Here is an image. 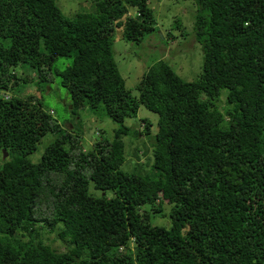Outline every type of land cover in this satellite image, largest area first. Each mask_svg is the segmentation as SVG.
<instances>
[{"label":"trees","instance_id":"16d2710c","mask_svg":"<svg viewBox=\"0 0 264 264\" xmlns=\"http://www.w3.org/2000/svg\"><path fill=\"white\" fill-rule=\"evenodd\" d=\"M193 2L199 78L184 81L159 60L136 98L113 33L139 44L157 32L148 0H95L74 20L55 0H0V264H264V0ZM70 57L54 73L70 111L109 118L113 140L57 121L34 94L5 99L28 85L20 65L41 88ZM139 106L158 115L153 136L146 120L144 133L124 125ZM126 136L139 142L131 161ZM125 162L151 173L123 172Z\"/></svg>","mask_w":264,"mask_h":264},{"label":"rangeland","instance_id":"374dc122","mask_svg":"<svg viewBox=\"0 0 264 264\" xmlns=\"http://www.w3.org/2000/svg\"><path fill=\"white\" fill-rule=\"evenodd\" d=\"M95 0H55L56 5L62 14L68 20H74L78 13H92L94 11ZM149 6L153 10L156 20L157 32L147 35L139 44L127 42L122 39V29H115L113 33V59L118 67L121 77L124 79L125 88L130 92L131 96L138 97L137 85L147 68L159 60L167 62L174 72L184 81L191 82L199 78L202 71L203 55L201 47L194 42L188 34L193 31L194 17L197 7L193 0H148ZM132 11L129 12V15ZM134 16V13H133ZM70 58H59L52 66L49 72V82L40 85L39 88L35 82L37 81V72L28 65H20L15 69L18 77H27L28 85L23 87L21 84L6 93L5 99H9V95L19 97L20 95L34 94L41 101L45 110L52 112V117L63 124L76 125L86 135L98 130L105 131V138L113 140L114 131L118 125L109 118L95 119L88 113L73 115L70 111V97L66 89L60 86V79L54 73L62 71L72 62ZM46 85V87H45ZM45 87V88H44ZM3 95V93H0ZM218 104L217 107H220ZM146 120L151 123L150 134L153 136L157 130L158 115L148 111L143 106H139L138 112L134 118L124 121V125L132 128L133 131L139 127V131L144 133V122ZM99 138V135H95ZM129 138H131L129 140ZM139 142L148 145L150 140L143 134L137 139ZM91 144L90 138L87 140ZM125 143V152L128 153V160H133L130 154L135 145L139 142L134 140L133 136L123 137ZM149 150H151L149 148ZM148 150L146 156L140 154V162L148 164L150 162L151 152ZM151 173V167L144 171L140 166L129 165L124 163L121 166L123 172ZM169 209V207H167ZM154 224L168 228L170 220L167 216H155L151 219ZM48 237V243L54 239V235H45ZM53 248L63 251V245L60 241L51 243Z\"/></svg>","mask_w":264,"mask_h":264},{"label":"clouds","instance_id":"9594fccd","mask_svg":"<svg viewBox=\"0 0 264 264\" xmlns=\"http://www.w3.org/2000/svg\"><path fill=\"white\" fill-rule=\"evenodd\" d=\"M131 11H132V14L129 15V17H133V13H134V16H138V13L136 11H133V10H131ZM129 12L127 13V15L129 14Z\"/></svg>","mask_w":264,"mask_h":264},{"label":"water","instance_id":"95a60500","mask_svg":"<svg viewBox=\"0 0 264 264\" xmlns=\"http://www.w3.org/2000/svg\"><path fill=\"white\" fill-rule=\"evenodd\" d=\"M6 156H7V154H6V153H4V155H3V158H6Z\"/></svg>","mask_w":264,"mask_h":264}]
</instances>
